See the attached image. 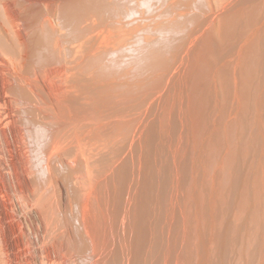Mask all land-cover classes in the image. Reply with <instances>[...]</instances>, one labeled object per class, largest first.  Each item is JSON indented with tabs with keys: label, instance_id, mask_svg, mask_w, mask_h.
I'll use <instances>...</instances> for the list:
<instances>
[{
	"label": "rangeland",
	"instance_id": "obj_1",
	"mask_svg": "<svg viewBox=\"0 0 264 264\" xmlns=\"http://www.w3.org/2000/svg\"><path fill=\"white\" fill-rule=\"evenodd\" d=\"M170 203L183 264H264V0H0V264H163Z\"/></svg>",
	"mask_w": 264,
	"mask_h": 264
},
{
	"label": "bare ground",
	"instance_id": "obj_2",
	"mask_svg": "<svg viewBox=\"0 0 264 264\" xmlns=\"http://www.w3.org/2000/svg\"><path fill=\"white\" fill-rule=\"evenodd\" d=\"M44 4V3H43ZM183 74V72H182ZM171 83V80L168 81V83ZM161 94V93H159ZM188 96V95H187ZM189 98V97H188ZM183 100V99H182ZM188 100V99H187ZM190 99L188 100L189 103ZM191 107V105H190ZM186 108V107H185ZM184 108V109H185ZM188 115V114H187ZM192 115V114H190ZM189 125V123H188ZM187 127V126H186ZM180 152V151H179ZM178 152V153H179ZM177 153V154H178ZM181 155V154H180ZM182 158V157H181ZM133 192H131L128 197H127V206L125 208V213L124 215H122L121 217H119L117 214H115L113 212V209L110 208V210L106 211V215H105V221L106 224L109 225V241L112 242V244L115 243H120L122 245V247L128 251H131L132 249V238L135 234H138L137 229L135 227L134 224L131 223V216L135 215V211L136 209L134 208V202L136 201V197H134V194H132ZM182 193V192H181ZM178 194V193H177ZM136 196V195H135ZM180 195H178L179 197ZM135 198V199H134ZM177 198V196L175 197ZM176 200H181V198L176 199ZM176 200H172V202H176V204H180L181 202H183L181 200V202L179 201L177 203ZM106 203V202H105ZM104 203V204H105ZM109 204V203H108ZM172 206H169V210L168 213L165 217V223L163 224L164 227H162V238L164 239L165 242V248H164V260H163V264H183L184 258L182 259V255L183 252H185V248L187 247V242L189 240V232L188 229H186V225L185 223H187V221L184 222L183 225V230L181 231L182 234L180 236V240L177 242H175L174 238H173V226H174V222H175V218L176 215L178 213H180V215L182 216L183 213V206L184 203L182 205L181 211L179 209H177L178 213L176 212L175 208H178L176 204L173 205V203H170ZM176 205V207H175ZM178 205V206H180ZM175 208H174V207ZM190 206V205H189ZM108 207V206H107ZM187 207V206H186ZM187 208H185L186 210ZM191 209V208H190ZM105 211V210H104ZM180 211V212H179ZM135 212V213H134ZM186 211L184 213L183 219L185 217ZM187 216V215H186ZM104 218V217H103ZM190 219V218H189ZM83 220V219H82ZM136 221V220H134ZM182 225V224H181ZM188 225V224H187ZM188 227V226H187ZM108 228V227H107ZM103 236V235H102ZM104 238L106 239V236L103 237V242H104ZM106 241V240H105ZM108 242V241H107ZM103 246V245H102ZM163 246V247H164ZM128 253V252H127ZM190 261V260H189ZM197 263V262H196ZM200 263V262H199ZM127 264H130L129 262H127ZM201 264V263H200Z\"/></svg>",
	"mask_w": 264,
	"mask_h": 264
}]
</instances>
